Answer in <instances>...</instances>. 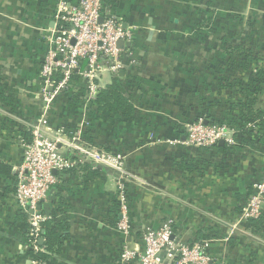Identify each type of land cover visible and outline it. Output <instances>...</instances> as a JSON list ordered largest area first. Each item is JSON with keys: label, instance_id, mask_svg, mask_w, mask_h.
I'll return each instance as SVG.
<instances>
[{"label": "crops", "instance_id": "obj_1", "mask_svg": "<svg viewBox=\"0 0 264 264\" xmlns=\"http://www.w3.org/2000/svg\"><path fill=\"white\" fill-rule=\"evenodd\" d=\"M58 2L0 0V88L15 99V107L0 101V264H119L125 247L143 249L145 230L168 221L180 242H211L208 252L219 264H264V212L258 227L241 222L253 185L264 179V126L232 127L242 130L236 147L183 145L189 122L228 123L239 92L264 64L250 61L238 71L242 62L235 60L237 69L225 70L229 47L243 46L264 60V10L256 8L264 0H116L114 10L105 6L134 32L135 42L120 55L119 77L101 71L97 84L101 90L121 83L134 113L98 112L88 90L81 102L69 104L85 86L80 79L75 90L57 97L48 119L51 131L78 134L84 145L127 157L132 233L126 238L118 230L121 174L97 169L100 174L85 183L86 174L68 172L58 175L40 205L53 217L48 223L62 245L49 253L42 229V250L27 249L30 218L12 196L21 141L43 116L35 93ZM255 106L264 121V91ZM60 152L74 156L63 145ZM29 252L49 258L39 261Z\"/></svg>", "mask_w": 264, "mask_h": 264}, {"label": "built area", "instance_id": "obj_2", "mask_svg": "<svg viewBox=\"0 0 264 264\" xmlns=\"http://www.w3.org/2000/svg\"><path fill=\"white\" fill-rule=\"evenodd\" d=\"M106 0H59L54 13L55 27L50 47L41 61L40 89L35 94L42 101L43 116L32 126L30 139H22L23 161L16 167L15 192L12 196L20 213L29 215L27 249L39 252L44 224L53 217L44 215L39 206L47 200L50 191L59 183V174L83 173L88 164L93 169H107L121 174L118 202L120 221L118 230L128 238L132 233L128 209L126 181L131 177L125 168L127 157L111 154L102 149L84 145L81 136H70L65 130L51 131L48 115L56 106L57 97L72 84V76L78 73L88 90V100L95 102L101 71L119 77L123 70L120 59L124 49L119 43L133 44L134 32L123 25L115 12H107ZM88 61L81 71L84 62ZM78 70V72H77ZM255 124L241 128L251 130ZM239 132L228 123L209 124L204 117L185 124L183 145L210 149L225 142L230 147L240 145ZM173 143H177L174 141ZM74 152L65 157L60 146ZM56 172V174L54 173ZM264 212V179L253 185V194L244 206L241 222L258 221ZM232 231L238 230V225ZM143 249L125 247L119 264H219L210 256L211 242L197 241L192 244L175 238L173 222L164 223L159 229H146L142 235Z\"/></svg>", "mask_w": 264, "mask_h": 264}, {"label": "trees", "instance_id": "obj_3", "mask_svg": "<svg viewBox=\"0 0 264 264\" xmlns=\"http://www.w3.org/2000/svg\"><path fill=\"white\" fill-rule=\"evenodd\" d=\"M105 6H108L109 8H111V10H114L116 7V0H106ZM226 53L227 67L225 68V70L229 71L230 74H232V72L237 69V67L234 65L235 60H240L242 62L238 64V71H246L249 68L250 61L261 63L264 62L263 59L261 60L260 58H258V55L254 54V52H252L250 49H246L243 46L229 47ZM230 74L227 73L226 76H229ZM80 79L81 78L79 74L74 73L71 80L72 84L65 92H68L69 90L71 91L72 88L75 87V85H78L81 82ZM230 80H232V78ZM263 83L264 64L261 68L258 69V71L254 75V78H252L249 84L246 85L244 89H242V92H239V96H241V98L237 100V103L234 105V107H231V113L233 114L231 115V119L227 120L231 127L243 128L248 124H255L257 128L264 126V121L261 119L262 114L259 110H256L255 106L257 96L264 91ZM238 86L240 85L238 84ZM75 89L76 88H74V90ZM86 94L87 88L86 85H83V88H80L77 91L76 95L74 93L75 96L72 100H70L69 104L74 103V101L81 102L82 98H84ZM0 101L6 107H15V99L13 98V96L6 95L2 88H0ZM93 104L98 112H105L113 115H122L124 117H130L135 111L134 105L127 98L126 94L124 93L123 86L119 82H113L111 85L99 90L97 98ZM29 139L30 138L28 137L27 140ZM82 170L84 174H86V179L84 178L86 180L85 183H88L89 179H92L96 174H100L99 170L93 169L88 164H86ZM261 220L262 218L258 221L247 222L248 228L253 229L255 227H258ZM43 230L45 232L44 237L46 239V247L48 249V252L53 253L56 247L59 248V246L62 245L61 238L57 235L55 230L51 228L49 223H46L43 226ZM29 253L33 258L39 261H47L49 258L48 255L43 253Z\"/></svg>", "mask_w": 264, "mask_h": 264}, {"label": "water", "instance_id": "obj_4", "mask_svg": "<svg viewBox=\"0 0 264 264\" xmlns=\"http://www.w3.org/2000/svg\"><path fill=\"white\" fill-rule=\"evenodd\" d=\"M125 47H130V44H124L123 42H120L119 43V48L120 49H124ZM87 63H88V61H85L84 62V65L82 66V68H81V71H83L84 70V68H85V66L87 65ZM77 72H78V70H77ZM221 143H223V142H221ZM55 174H56V172H54ZM41 209V206H39V210ZM45 234V232L43 231V235ZM43 244V238L40 240V245H42Z\"/></svg>", "mask_w": 264, "mask_h": 264}, {"label": "rangeland", "instance_id": "obj_5", "mask_svg": "<svg viewBox=\"0 0 264 264\" xmlns=\"http://www.w3.org/2000/svg\"><path fill=\"white\" fill-rule=\"evenodd\" d=\"M256 8L258 11L264 10V4H261V6L259 4L258 6H256Z\"/></svg>", "mask_w": 264, "mask_h": 264}]
</instances>
